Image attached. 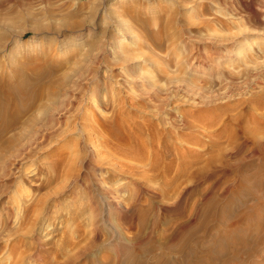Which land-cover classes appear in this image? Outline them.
I'll return each mask as SVG.
<instances>
[{
  "label": "rangeland",
  "instance_id": "rangeland-1",
  "mask_svg": "<svg viewBox=\"0 0 264 264\" xmlns=\"http://www.w3.org/2000/svg\"><path fill=\"white\" fill-rule=\"evenodd\" d=\"M20 80L29 91L18 105L33 106L0 135V264H122L125 244L139 252L136 238L168 243L195 186L178 166L190 167L194 152L215 159L217 178L202 186L230 211L247 207L264 239V0H0V84ZM174 83L234 96L203 104L169 91ZM51 106L54 119L42 113ZM101 180L103 189L142 185L157 226L139 232L137 207L132 223L117 222L96 199ZM97 229L106 247L87 256ZM261 247L254 264H264Z\"/></svg>",
  "mask_w": 264,
  "mask_h": 264
},
{
  "label": "bare ground",
  "instance_id": "bare-ground-1",
  "mask_svg": "<svg viewBox=\"0 0 264 264\" xmlns=\"http://www.w3.org/2000/svg\"><path fill=\"white\" fill-rule=\"evenodd\" d=\"M25 31H27V30H25ZM2 33H3V31H2ZM23 35L24 34H20L19 37H22ZM212 40L215 43H223L218 38H214ZM227 42L234 44L238 41H236L235 39H227L225 44ZM238 44L240 46H242L243 42H239ZM228 52H229V50H227V53ZM226 57H227V54L222 55V58L227 59ZM198 67H200V66L198 65L196 68H194L193 65H191L188 68V72L192 73V74L198 73V69H197ZM255 73H257V72H255ZM255 73H248L249 75H251L253 77L252 81H256L257 79L260 80L261 75L258 74L259 71L257 74H255ZM21 80L18 81L17 83H12L9 85L6 83L0 84L1 89H2V93H3V94H0L1 95L0 96V135L9 131L11 128H13L18 123V121L21 119L20 117L22 115H24V113L28 112L29 108H31V106H33L32 103H29V105H27V106H22V104H21V106L18 105L20 103V101H22V99L28 94V91H29V85H28L29 80L27 82H25L26 79H25V81L24 80L21 81ZM249 81H251L250 77H248L246 83ZM261 84H263V83H261ZM191 86H194V85H191ZM170 90H172V92L181 91L182 93H186L188 95L189 94L199 95V96H201V99H202V101L200 103H203V104H211V103H214L215 101L220 100V99L227 101V100H229V98L234 96V95L230 94L231 93L230 91L229 92L225 91L224 93H222L221 98H220V96L214 95V94L207 97L206 95L201 94L202 89L200 91H198L194 87H190V85H188V84L187 85L175 84L174 86L170 87L169 91ZM7 93L9 95H11L12 98L8 99L9 96L7 97V95H6ZM36 95L37 94H33L32 96L36 97ZM237 95H241V93H237ZM254 103L256 106L257 105L260 107L263 106V101L261 99H259V100L256 99L254 101ZM48 104L50 105L51 103L48 102ZM34 107H36V106H34ZM45 107L47 108V105ZM45 107H43L42 109H45ZM11 109L12 110L14 109V111H12L11 114H9V111H11ZM42 109H41V111H43ZM54 111H56L55 108L53 106H51L47 109L46 112H42V113L43 114L46 113L47 115H51L50 117H52L54 119L53 113H56ZM58 111L59 110H57V112ZM249 114H252V113H249ZM58 115L61 116L62 115L61 112ZM21 121H23V120H21ZM17 126H19V125H17ZM228 127H229V125L227 124L225 129L227 130ZM223 131H225V130H223ZM3 141H4V139H3ZM11 141H12V139H11ZM4 143H5V141H4ZM256 143H257V146L259 148L264 150V148H262L263 145L260 142H256ZM7 144H9V142H7ZM211 147H212V145H211ZM4 148L5 147H3V149ZM208 150H209V152L212 153V151H210V149H208ZM10 151H12V150H10ZM186 158H188V157H186ZM193 159L195 161L190 164V167L189 166L188 167L187 166H180V167L178 166V168H180L181 173L183 172L182 175H185V177L191 178L193 180V182L195 183L194 185L196 187L194 186L193 189H190L184 193L182 200H181V203H179V204H181L183 206V209H185L186 215L181 217L182 221L178 222V224L176 225V227H175L176 231H174L170 235V237L168 239V243H164V244L160 243L162 245L157 246L155 244H152V242L147 241L144 244V243L140 242L143 239L136 238V242H137L136 245L139 246L138 247L139 252L137 253L136 251H134L132 249L133 245L125 244L126 247H124V248L126 249L125 254L127 257L125 258V261L122 262V264H124V262L126 264H135L139 254H141V256H143V254L151 256L150 259H146L141 264H254V263H256L257 257H255V256L262 252L263 247H261V245L263 246V244H264L263 237L258 236L259 233L261 232V228L256 223L257 218L253 217L251 214H249L250 212L248 211V209H246L247 207L244 208L243 210H241V209L239 210L237 208L235 210L236 212L239 210L237 214L233 210L230 211V209H227L226 207H222V205L220 204V201H221L220 194L216 193V192L211 193L210 191L207 192L206 187L204 188V186H202L203 183H209L210 184L211 182H213V180L216 177V174L214 173V172H216L214 170L215 167H213L215 159L212 157L211 159L204 160V155L202 153H195V152L193 155ZM188 160H190V159H188ZM12 164L14 165V168L16 169V167L18 166V161H17V163L14 162ZM196 166H197V168L195 169V171H190V168L192 170V167L194 168ZM160 168H161V166H160ZM171 169H173V168H171ZM156 171H158V170H156ZM160 176H161V174H160ZM164 177L165 176H163L162 178H164ZM96 178H98V177H96ZM176 180L177 179L174 178L172 180V182H170L168 185L164 186V187H166V189L164 188L161 191L164 196H166L169 193V189L171 188L170 186H172ZM94 184L96 185L94 188L96 189L95 191H96L97 196H98V198H96V199H98L97 200L98 203L100 204V206H103V204H104L107 207V209L114 212V214L117 217L116 218L117 222L121 223L122 225H123V223L125 225L132 223L133 218L131 216L130 209L132 207H137L138 208V210H137L138 214L136 216H138V219L140 218V221H141L140 222L141 225L139 227V232H142V230L146 228V225L148 226V223L150 226H153L154 228L157 226L155 221H152L151 224H150V222H148L150 213L152 212V210L154 208L151 206L145 207V206L141 205L142 204L141 198H143L144 194L149 195V192H147L146 189L143 188L142 185H140V186L134 185L132 190H127V189L122 188L126 185V182L124 184L123 181L121 183L117 184L114 188H110V189H103L102 180L96 181ZM216 186H217V184H216ZM151 192H153V191H150V193ZM154 194L157 195V193H154ZM195 195L198 196V203L195 202L194 203L195 205L194 206L192 205L193 206L192 208H191V206H189L191 209L187 212V209H186L187 205L189 204L190 199H193ZM150 198L152 199L153 196L150 195L149 199ZM151 199H150V202H151ZM240 205L241 204H237V207ZM97 209H98V207H97ZM97 212H99V209ZM132 212H133V210H132ZM107 215L110 216L111 215L110 212ZM181 218H180V220H181ZM107 220H108V218H107ZM100 225L104 226V217H102ZM262 231H264V230H262ZM103 235H104L103 232H101L100 230L97 229V231H95L94 239L92 238L94 241L92 240L93 241L91 243L92 245L89 243L90 245L87 246V249H86L87 256H88V252L90 253L95 248L96 245H99V243H102L103 247H106L105 236H103ZM114 240H116V243H120V245L123 244L122 239L117 235L114 237ZM114 246H115L114 248H115L116 253L119 254V252H121V249L118 248L119 246L117 247V245H114ZM166 251L176 252L178 254L181 253L182 259H179V261H176L174 263L173 261L169 260L166 257L165 253H168ZM90 262H91V264H95L94 261H90ZM70 264H74V263H70Z\"/></svg>",
  "mask_w": 264,
  "mask_h": 264
}]
</instances>
